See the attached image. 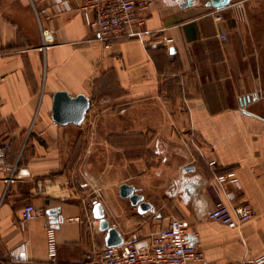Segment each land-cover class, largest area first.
<instances>
[{
	"label": "crops",
	"instance_id": "obj_1",
	"mask_svg": "<svg viewBox=\"0 0 264 264\" xmlns=\"http://www.w3.org/2000/svg\"><path fill=\"white\" fill-rule=\"evenodd\" d=\"M147 1L131 27L140 36L128 30L105 46L81 0L69 9L0 0V141L10 142L8 160L20 152L25 166L5 193L0 180V263L26 241L23 264H51L52 227L57 263L97 264L105 231L95 200L122 236L178 217L211 264L264 256V0H229L220 20L208 0ZM46 32L52 40L42 47ZM58 89L88 96L81 124L52 120ZM230 171L239 182L224 184L230 202L255 211L239 228L207 217L218 197L227 201L213 176ZM122 182L153 210L140 213L121 197ZM26 203L43 213L22 222Z\"/></svg>",
	"mask_w": 264,
	"mask_h": 264
},
{
	"label": "built area",
	"instance_id": "obj_2",
	"mask_svg": "<svg viewBox=\"0 0 264 264\" xmlns=\"http://www.w3.org/2000/svg\"><path fill=\"white\" fill-rule=\"evenodd\" d=\"M63 9L70 8V0H53ZM148 4L147 0H81L80 13L86 23L96 32L97 39L105 46L111 38L118 36L128 30L137 22V9H143ZM214 17L220 20L219 9L215 8ZM93 15V16H92ZM129 34L139 37L141 31L131 30ZM221 38L225 33H219ZM52 36L49 32L42 35V47L51 42ZM162 44L171 46L172 38L164 37ZM157 43H151L150 47H156ZM11 145L9 141H0V180L4 183V193L12 184L20 171L25 166L20 163V152L15 155L13 161L8 160V151ZM213 170V168L211 167ZM214 172V170H213ZM230 182L239 186L234 171L223 174H214L212 187L218 193L223 190L227 201L218 197L215 205L208 211L207 217L217 221L228 228H239L244 222L250 220L254 209L246 202L231 203L234 198L232 190H226L224 184ZM43 213L33 203H26L22 208L21 221L32 219ZM123 241L117 246L103 245L95 252L97 264H211L197 243L192 242L183 219L173 217L165 226L152 231H143L142 228H135L127 236H122ZM47 241L49 245V263H57L55 256L54 229L48 227ZM87 254L85 259L91 258ZM27 260L26 241L20 243L10 251L8 256L0 264H23ZM63 264H86L84 260ZM227 264H264V256L260 259L244 257L239 262Z\"/></svg>",
	"mask_w": 264,
	"mask_h": 264
},
{
	"label": "water",
	"instance_id": "obj_3",
	"mask_svg": "<svg viewBox=\"0 0 264 264\" xmlns=\"http://www.w3.org/2000/svg\"><path fill=\"white\" fill-rule=\"evenodd\" d=\"M192 1L182 0L181 5L192 4ZM228 2L229 0H208L206 5L220 9L227 5ZM89 107L90 100L84 93L71 95L64 89H58L52 94L51 118L58 124L72 123L79 125L84 120ZM189 186H192V184H189ZM118 193L121 197L127 198L133 206H136L137 211L140 213L153 210L152 203L145 200L144 196L139 193L138 188L132 183H120ZM46 212L51 216L53 222L57 223L62 220V217L57 215L58 207L48 208ZM92 214L98 220L99 229L105 231L104 245L108 247L120 245L123 237L120 231L105 217L104 207L100 201L95 200L93 202Z\"/></svg>",
	"mask_w": 264,
	"mask_h": 264
},
{
	"label": "flooded vegetation",
	"instance_id": "obj_4",
	"mask_svg": "<svg viewBox=\"0 0 264 264\" xmlns=\"http://www.w3.org/2000/svg\"><path fill=\"white\" fill-rule=\"evenodd\" d=\"M192 184V186L194 185V183H191Z\"/></svg>",
	"mask_w": 264,
	"mask_h": 264
}]
</instances>
